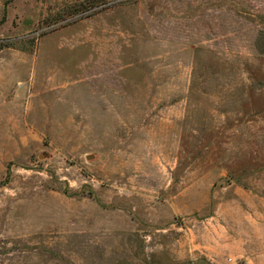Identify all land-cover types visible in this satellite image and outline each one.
<instances>
[{
	"label": "rangeland",
	"instance_id": "1",
	"mask_svg": "<svg viewBox=\"0 0 264 264\" xmlns=\"http://www.w3.org/2000/svg\"><path fill=\"white\" fill-rule=\"evenodd\" d=\"M0 264H264V0H0Z\"/></svg>",
	"mask_w": 264,
	"mask_h": 264
},
{
	"label": "trees",
	"instance_id": "2",
	"mask_svg": "<svg viewBox=\"0 0 264 264\" xmlns=\"http://www.w3.org/2000/svg\"><path fill=\"white\" fill-rule=\"evenodd\" d=\"M7 46L5 43H0V52Z\"/></svg>",
	"mask_w": 264,
	"mask_h": 264
}]
</instances>
